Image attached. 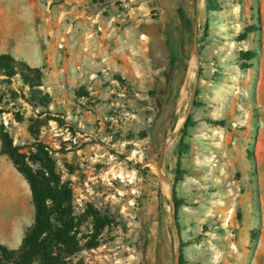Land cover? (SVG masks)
I'll list each match as a JSON object with an SVG mask.
<instances>
[{
  "label": "rangeland",
  "instance_id": "1",
  "mask_svg": "<svg viewBox=\"0 0 264 264\" xmlns=\"http://www.w3.org/2000/svg\"><path fill=\"white\" fill-rule=\"evenodd\" d=\"M216 3L0 0V54L39 68L50 96L0 82V124L23 152L49 146L77 214L117 222L70 264H264V0ZM33 221L0 141V243L18 248Z\"/></svg>",
  "mask_w": 264,
  "mask_h": 264
},
{
  "label": "trees",
  "instance_id": "2",
  "mask_svg": "<svg viewBox=\"0 0 264 264\" xmlns=\"http://www.w3.org/2000/svg\"><path fill=\"white\" fill-rule=\"evenodd\" d=\"M216 0H207L208 11L216 10ZM257 28H249L239 35V41L247 38ZM242 58L251 61L256 57L255 52H243ZM250 68L248 63L243 64ZM19 76L23 87L28 88L31 96L38 95L46 105L50 102L48 93L43 94L44 75L39 68H33L26 62L17 60L10 53L0 54V82L11 83ZM118 81H122L117 77ZM81 97H88L85 90L78 92ZM1 103V102H0ZM48 107V106H47ZM2 113V110H0ZM49 120H54L66 126L61 116H52L45 112ZM224 126L222 121L212 122ZM195 123L188 118L180 133L186 134L187 127ZM1 153L6 155L16 170L27 181L34 206V221L16 249H10L0 243V264H70L71 258L85 250H95L100 247L101 236L106 229H110L117 222L109 213H103L92 204H87L82 213L77 214L74 205V191L71 183L63 180L52 150L42 142H36L27 147L14 143L4 124H0ZM180 161L177 167H180ZM172 204L179 208L183 200L177 198L173 191ZM90 222L91 231L84 234L82 227ZM257 237L252 233V240ZM180 264L184 261L180 259Z\"/></svg>",
  "mask_w": 264,
  "mask_h": 264
},
{
  "label": "bare ground",
  "instance_id": "3",
  "mask_svg": "<svg viewBox=\"0 0 264 264\" xmlns=\"http://www.w3.org/2000/svg\"><path fill=\"white\" fill-rule=\"evenodd\" d=\"M195 68H196V57H193V59H192V61H191V67H190V72H191L192 74L194 73ZM183 122H184V118H181V120H180V125L183 124ZM165 187H166V188H169V184L166 183V184H165Z\"/></svg>",
  "mask_w": 264,
  "mask_h": 264
},
{
  "label": "water",
  "instance_id": "4",
  "mask_svg": "<svg viewBox=\"0 0 264 264\" xmlns=\"http://www.w3.org/2000/svg\"><path fill=\"white\" fill-rule=\"evenodd\" d=\"M195 49L197 50V44L195 43ZM179 130L178 131H180L181 130V127L180 128H178ZM163 155V154H162Z\"/></svg>",
  "mask_w": 264,
  "mask_h": 264
}]
</instances>
